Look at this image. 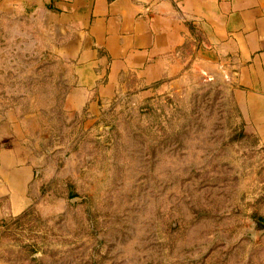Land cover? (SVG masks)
<instances>
[{"label":"rangeland","instance_id":"rangeland-1","mask_svg":"<svg viewBox=\"0 0 264 264\" xmlns=\"http://www.w3.org/2000/svg\"><path fill=\"white\" fill-rule=\"evenodd\" d=\"M50 20L0 16V113L22 120L43 169L32 205L0 225V264H264V145L223 71L194 50L96 116L71 112L74 62Z\"/></svg>","mask_w":264,"mask_h":264},{"label":"crops","instance_id":"crops-1","mask_svg":"<svg viewBox=\"0 0 264 264\" xmlns=\"http://www.w3.org/2000/svg\"><path fill=\"white\" fill-rule=\"evenodd\" d=\"M40 10L76 74L66 107L94 117L128 80L156 85L194 50L234 85L244 130L264 145V0H0V16ZM55 20V21H54ZM22 120L0 113V225L24 213L43 183Z\"/></svg>","mask_w":264,"mask_h":264}]
</instances>
